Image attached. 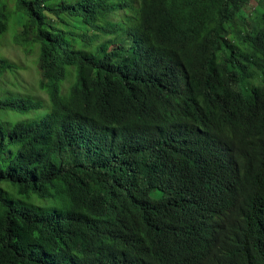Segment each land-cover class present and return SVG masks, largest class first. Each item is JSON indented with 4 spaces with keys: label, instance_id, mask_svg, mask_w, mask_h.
I'll return each mask as SVG.
<instances>
[{
    "label": "trees",
    "instance_id": "1",
    "mask_svg": "<svg viewBox=\"0 0 264 264\" xmlns=\"http://www.w3.org/2000/svg\"><path fill=\"white\" fill-rule=\"evenodd\" d=\"M15 1L47 101L0 100L20 114L0 121V264L187 263L193 210L212 229L231 203L199 174L215 143L242 159L243 222L264 237V0ZM17 70L0 57L1 84Z\"/></svg>",
    "mask_w": 264,
    "mask_h": 264
},
{
    "label": "clouds",
    "instance_id": "2",
    "mask_svg": "<svg viewBox=\"0 0 264 264\" xmlns=\"http://www.w3.org/2000/svg\"><path fill=\"white\" fill-rule=\"evenodd\" d=\"M213 149L203 160L200 176L208 186L213 197L230 199L229 211L218 215L219 224L209 229L201 217L204 209L197 206L192 212L190 230L198 246L196 257L188 254L189 245L181 244L177 254L190 259L185 264H200L203 259H213L227 254L242 255L247 259H264V237L251 243L242 213V202L249 196L250 191L243 188L246 172L242 159L238 158L235 150L213 144ZM190 195L186 191L184 198ZM255 197V196H253ZM259 229L264 234V208L259 210ZM243 243L240 245L239 241Z\"/></svg>",
    "mask_w": 264,
    "mask_h": 264
},
{
    "label": "rangeland",
    "instance_id": "3",
    "mask_svg": "<svg viewBox=\"0 0 264 264\" xmlns=\"http://www.w3.org/2000/svg\"><path fill=\"white\" fill-rule=\"evenodd\" d=\"M133 5H137L138 0H129ZM10 12L12 14L10 20V30L8 33L0 40V57L6 58L9 62L14 64L18 69L13 74H7L2 78V85L0 83V100L8 97L10 91L11 94L18 95H32V97H38L43 102L47 101L44 94H40L37 81L38 73L36 70L38 49L36 48L32 52L24 49L22 46L16 44V37L18 34L16 15L18 14L16 10V1L8 0ZM125 11H121L117 18L112 19L116 22L121 21L122 16ZM21 16V13L18 14ZM5 79V80H4ZM34 88V93L31 90ZM47 104V103H45ZM19 113L10 111H0V121L14 123L19 119ZM25 119V117L23 118Z\"/></svg>",
    "mask_w": 264,
    "mask_h": 264
}]
</instances>
